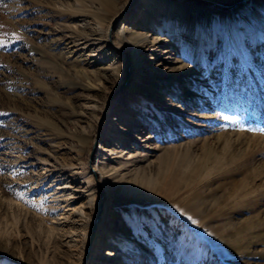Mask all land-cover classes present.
<instances>
[{"label": "rangeland", "instance_id": "rangeland-1", "mask_svg": "<svg viewBox=\"0 0 264 264\" xmlns=\"http://www.w3.org/2000/svg\"><path fill=\"white\" fill-rule=\"evenodd\" d=\"M201 1L0 0V264H264V0Z\"/></svg>", "mask_w": 264, "mask_h": 264}, {"label": "bare ground", "instance_id": "bare-ground-1", "mask_svg": "<svg viewBox=\"0 0 264 264\" xmlns=\"http://www.w3.org/2000/svg\"><path fill=\"white\" fill-rule=\"evenodd\" d=\"M102 5L107 7L108 3L104 2ZM147 40H148V37L146 35L137 34L136 36H134L133 42H131L134 44V47L132 48V54L134 57H136V59H134V61H133L134 62L133 65L135 67H137V65L140 64V62H141L140 56L137 55V50L139 49V46L142 45L143 43H145ZM103 43H104V46L109 44V42L107 40H104ZM98 44H99V41H97L96 39H93V38L84 40L82 42H77V44L75 45L77 47V49L75 48V50L73 51L74 55L76 54L77 57L81 56L85 62H87L89 64H93L99 60L98 59L99 58L98 52H100V51H99V48H96ZM109 113H110V111L107 113V115ZM74 213H75L74 209H71L69 212L68 211L65 212V214L61 218H59V220L57 222L58 225L61 227L65 226L68 223L69 215L73 216ZM96 245H97V240H95L93 246L95 247ZM107 256L110 257L111 259L117 258L116 254H114V252H107Z\"/></svg>", "mask_w": 264, "mask_h": 264}, {"label": "water", "instance_id": "water-1", "mask_svg": "<svg viewBox=\"0 0 264 264\" xmlns=\"http://www.w3.org/2000/svg\"><path fill=\"white\" fill-rule=\"evenodd\" d=\"M134 1H135V0H131V3H130V5L127 7V9H129V8L131 7V5H132V3H133ZM127 9H125V11H126ZM119 51H120V50H119ZM121 52H122V51H121ZM129 73H130V67L128 66V67L126 68V82H127V80H128ZM126 82H124V83L119 87V89H118L117 91L122 90V89L125 87ZM117 91H116V93H117ZM108 108H109V101L106 103L105 108H104V111H103L102 115L99 117V120L97 121V130H96L95 142L99 139L100 125H101L102 119L104 118L105 113H106V111L108 110ZM93 151H94V150H92L91 153H90V155H89V156H90V159H91V157H92V155H93ZM100 211H101V208L99 207L98 213L96 214V216H95V218H94V220H93V223H92V229H91V233H90L89 240H88V243H87V248H86V253H87V254H88V252H89V250H90V247H91V245H92V243H93L94 230H95V228H96V222L98 221V219H99V217H100ZM83 261H84V260H83Z\"/></svg>", "mask_w": 264, "mask_h": 264}, {"label": "trees", "instance_id": "trees-1", "mask_svg": "<svg viewBox=\"0 0 264 264\" xmlns=\"http://www.w3.org/2000/svg\"><path fill=\"white\" fill-rule=\"evenodd\" d=\"M186 1H194V2H197V3H205V2H203L201 0H186Z\"/></svg>", "mask_w": 264, "mask_h": 264}]
</instances>
